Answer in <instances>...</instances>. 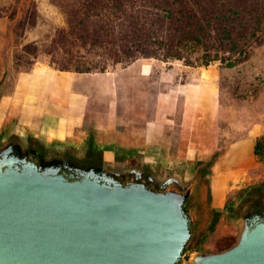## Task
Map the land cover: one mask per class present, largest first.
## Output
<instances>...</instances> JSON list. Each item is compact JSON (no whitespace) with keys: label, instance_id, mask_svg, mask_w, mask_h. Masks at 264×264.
<instances>
[{"label":"water","instance_id":"water-1","mask_svg":"<svg viewBox=\"0 0 264 264\" xmlns=\"http://www.w3.org/2000/svg\"><path fill=\"white\" fill-rule=\"evenodd\" d=\"M116 170L62 157L37 164L20 143L0 148V264H179L191 239L188 194L156 192ZM193 264H264V212L237 242Z\"/></svg>","mask_w":264,"mask_h":264},{"label":"rangeland","instance_id":"rangeland-1","mask_svg":"<svg viewBox=\"0 0 264 264\" xmlns=\"http://www.w3.org/2000/svg\"><path fill=\"white\" fill-rule=\"evenodd\" d=\"M71 1L0 0V98L3 94L11 95L14 92L19 74L37 67L46 66L57 72H70L60 71L56 67L55 64L70 60V56L52 42L56 32L67 26L60 5ZM178 62L139 58L126 66L109 67L104 73H81L86 77L83 86L88 89L86 93L89 100L82 132L61 142L39 136L47 160L53 157L54 151L70 149L82 153L90 143L95 153H111L125 160L147 155L143 153V134L133 131L143 128V119L150 116V111L156 107L157 91L150 92V75L138 78V81L136 78L143 65H154L156 71L153 77L157 79L156 74L169 71L168 63L180 65ZM208 68L220 76L221 101L225 107L223 112L228 119V122L224 120L220 124V146L224 147L228 142L248 133L258 139L264 134V42L254 46L249 59L234 68H225L219 62L212 63ZM209 117L210 112L204 116L207 121L192 135L195 148L201 144L213 145L215 136L212 124L208 122ZM110 124L111 129H95ZM12 129L24 132V129L10 120L0 126V137L5 138ZM199 137L201 140H198ZM217 156V153L207 156L209 166L213 165ZM127 163L118 162L115 167H123ZM159 163L164 170L172 171L182 170L187 164L193 166L196 160L185 162L173 152L170 158ZM260 163L261 168L254 170L246 186L220 191L216 180L211 183L209 202L205 204L203 199L197 198L195 210L187 204V214L195 221V226L191 229V239L179 264H193L196 253H218L237 242L242 219L246 216L241 218L244 202L255 194V190L264 194V181L256 178L263 174L264 160Z\"/></svg>","mask_w":264,"mask_h":264},{"label":"crops","instance_id":"crops-1","mask_svg":"<svg viewBox=\"0 0 264 264\" xmlns=\"http://www.w3.org/2000/svg\"><path fill=\"white\" fill-rule=\"evenodd\" d=\"M178 63H168L169 71L159 72L157 79L153 77L154 65H143L140 77L136 78L138 81L150 75V92L157 91L156 107L143 119V128L133 131L144 136L143 153L151 160L165 161L175 152L185 162L206 161L207 156L217 153L210 169V182L218 180L220 191L246 186L254 170L261 168L254 154L257 137L248 133L220 146V124L228 122L221 101L220 76L208 67ZM84 76L57 72L46 66L19 74L14 92L0 98V126L14 121L24 132L16 129L9 132L22 138L45 136L61 142L75 137L82 132L89 105ZM209 112L208 122L215 136L213 145L195 148L192 135L207 121L204 116ZM111 128L112 124L95 129ZM262 172L257 180L264 181Z\"/></svg>","mask_w":264,"mask_h":264},{"label":"trees","instance_id":"trees-1","mask_svg":"<svg viewBox=\"0 0 264 264\" xmlns=\"http://www.w3.org/2000/svg\"><path fill=\"white\" fill-rule=\"evenodd\" d=\"M60 9L67 26L52 43L70 56L60 71L104 73L139 58L234 68L264 42V0H72ZM254 154L264 160V134Z\"/></svg>","mask_w":264,"mask_h":264},{"label":"flooded vegetation","instance_id":"flooded-vegetation-1","mask_svg":"<svg viewBox=\"0 0 264 264\" xmlns=\"http://www.w3.org/2000/svg\"><path fill=\"white\" fill-rule=\"evenodd\" d=\"M0 148L6 144L20 143L27 150L29 159L37 164L45 163L47 154L38 138H22L9 134L5 138L0 137ZM52 158L62 157L65 161L82 169H95L96 171L112 168L118 174L116 178L123 183L140 182L156 192H175L188 194L184 204L196 209V200L201 198L205 204L210 201L212 184L210 182V160L197 161L194 165L187 164L181 169L166 171L160 167L159 161L151 160L149 155H141L131 159H123L121 156L111 153L93 151L90 143L82 153L67 151H54ZM127 161L123 167H115L118 162ZM191 169H193L191 171ZM194 208V209H193ZM187 212V210H186ZM264 212V199L259 200L255 195H250L244 202L241 218L250 213ZM195 221L190 219V228L193 229Z\"/></svg>","mask_w":264,"mask_h":264}]
</instances>
